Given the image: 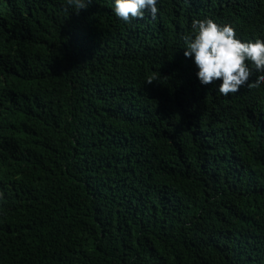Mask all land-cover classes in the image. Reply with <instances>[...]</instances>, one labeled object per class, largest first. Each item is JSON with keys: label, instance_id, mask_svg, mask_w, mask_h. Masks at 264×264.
<instances>
[{"label": "trees", "instance_id": "obj_1", "mask_svg": "<svg viewBox=\"0 0 264 264\" xmlns=\"http://www.w3.org/2000/svg\"><path fill=\"white\" fill-rule=\"evenodd\" d=\"M114 2L0 0V264H264V84L202 85L182 40H264V0Z\"/></svg>", "mask_w": 264, "mask_h": 264}, {"label": "clouds", "instance_id": "obj_2", "mask_svg": "<svg viewBox=\"0 0 264 264\" xmlns=\"http://www.w3.org/2000/svg\"><path fill=\"white\" fill-rule=\"evenodd\" d=\"M158 0H115L114 14L125 23L143 20L148 12L153 19L158 13ZM78 16L88 10L93 0H66ZM184 56L194 60L197 77L202 85L221 81L218 93L227 97L247 86L258 88L264 84V40L243 42L231 25H219L213 19L194 20L191 32L182 36ZM253 71L259 73L249 83ZM148 84H152L149 79Z\"/></svg>", "mask_w": 264, "mask_h": 264}]
</instances>
